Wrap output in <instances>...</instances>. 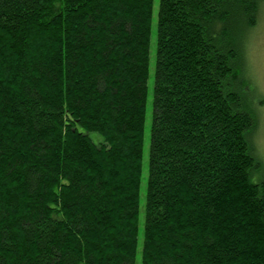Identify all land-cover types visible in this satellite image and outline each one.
I'll use <instances>...</instances> for the list:
<instances>
[{"label":"trees","instance_id":"obj_1","mask_svg":"<svg viewBox=\"0 0 264 264\" xmlns=\"http://www.w3.org/2000/svg\"><path fill=\"white\" fill-rule=\"evenodd\" d=\"M153 2L0 0V264H136ZM263 2L158 0L140 264H264Z\"/></svg>","mask_w":264,"mask_h":264},{"label":"rangeland","instance_id":"obj_2","mask_svg":"<svg viewBox=\"0 0 264 264\" xmlns=\"http://www.w3.org/2000/svg\"><path fill=\"white\" fill-rule=\"evenodd\" d=\"M158 0L153 2L151 37L149 49V76L147 80V101L145 109V123L142 147V171L139 189L138 215V245L136 264H140V250L142 244L145 188L148 176L149 133L152 120L153 73L156 48V19ZM244 40V41H243ZM241 41L243 59V78L247 81L244 94L249 98V109L254 114L257 127L250 137V145L254 157L260 166L252 175V182L264 180V2L260 7L257 24L248 31L246 38Z\"/></svg>","mask_w":264,"mask_h":264}]
</instances>
